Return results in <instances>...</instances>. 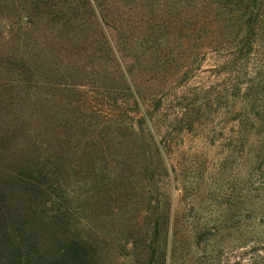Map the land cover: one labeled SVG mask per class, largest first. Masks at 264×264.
Returning a JSON list of instances; mask_svg holds the SVG:
<instances>
[{"label":"rangeland","instance_id":"1","mask_svg":"<svg viewBox=\"0 0 264 264\" xmlns=\"http://www.w3.org/2000/svg\"><path fill=\"white\" fill-rule=\"evenodd\" d=\"M83 2L86 7L81 28L76 26L79 21L72 18L76 10L69 14V22L63 28L53 26V14L60 15L67 3L54 0H10L12 16L0 20V196L2 199L6 180L24 170L25 164H42L47 155L61 157L58 167L70 175L86 174L85 160L88 156L97 157L110 171L104 178L103 191L83 185L78 189L70 184L63 187L59 197L48 192L47 206L59 204L67 212L60 222L75 220L71 232L83 233L89 241L96 242L99 264H135L147 259L155 217L143 208L147 201L143 167L141 158L135 156L140 149L130 144L129 137L116 134L122 131L116 125L120 70L144 103L166 84L172 87L164 96L165 104L180 101L186 87L175 86L173 76H153L150 71L153 59L145 40L159 34L146 22L153 24L149 21L155 20L157 25L166 17L186 18L197 13L185 10L190 7V0ZM27 19L33 24H28V38L18 37L14 32ZM161 32L165 42L153 47L172 53L189 47L183 43L184 29L180 25ZM33 43L37 44L31 52L33 61L51 62L48 73H53L55 86L45 88L48 93L37 97L26 96V90L11 81L14 75L6 69L10 53L25 56V45ZM118 60L120 69L116 67ZM213 64L212 58L200 62L196 76L187 85L208 90L215 83L210 71ZM60 82L79 86L62 89L55 85ZM207 118L208 114L201 115L203 129L215 134L206 132L208 139L204 140V131L195 126L193 137L179 132L165 151L174 170L170 177L177 180L170 205L175 244L169 247L165 264H264V134L256 143L258 156L248 158L243 148L224 145L222 136L228 135L227 127H214L218 120L207 122ZM74 129L85 133L81 138L76 135L71 143L69 135ZM87 133L95 137L87 138ZM250 147H245L246 153ZM127 153L135 158H129L127 167L116 166L117 162L126 161ZM248 163L256 167L253 175ZM251 175L254 182L261 181L260 191L247 192ZM31 197L26 203L35 208L38 200ZM253 199L258 200L252 204ZM17 202L22 205L23 197ZM49 215L52 212L46 213ZM164 224L158 223L160 229ZM159 258L156 264L161 263Z\"/></svg>","mask_w":264,"mask_h":264},{"label":"trees","instance_id":"2","mask_svg":"<svg viewBox=\"0 0 264 264\" xmlns=\"http://www.w3.org/2000/svg\"><path fill=\"white\" fill-rule=\"evenodd\" d=\"M9 1L0 0V20L12 16ZM33 1L39 3L42 0ZM46 1L50 0H45V3ZM54 1L68 4L70 1L74 2ZM190 1V7L185 10H194L197 14L193 17H166L157 25L155 20L149 21L153 24L146 22L149 28L152 26L150 29H154V33L159 34L145 40L150 44L149 57L153 59L150 71L153 76L159 73L166 74L167 77L173 76L175 86L186 87L180 101L169 103L167 100L168 104H165V94L172 87L166 84L161 87V91L155 92L153 99L144 103L133 85L130 87L127 76L121 70L119 79L122 85L116 89L119 103L116 102V109L119 110L116 125L122 130L116 134L119 137H129L130 144L140 149L135 156L141 158L143 167V188L147 196L143 208H146V214L148 212L155 217L151 228L152 240L147 247L149 259L144 262L136 261L135 264H156L158 256L160 264H165L168 249L175 244L174 232L171 233L173 225L170 221V205L177 180L170 177L174 170L171 169L165 151L178 138L179 132L193 137L192 129L196 126L195 128L199 127L204 131L203 138L207 140L208 134L216 133L203 129L204 119H201V115L208 114L207 122L218 120L214 127L221 125L219 128H228V135L222 136L224 145L230 149L236 146L243 148L245 157L248 158L258 156L259 146L256 143L261 141V134H264L261 130L264 128V0ZM67 3L60 15L53 14V26L63 28L69 22V14L76 10L72 18L79 21L76 26L81 28L86 4L83 0H78L76 4L72 5L71 2L67 7ZM52 13L53 11L51 15ZM31 23L29 19L24 21L17 27L15 35L28 38L29 29L33 25ZM178 25L183 27V43L189 47L174 53L166 48L153 47L156 43L159 46L165 42L162 30ZM34 46L37 44L25 45V56L16 52L10 53L6 59V69L14 75L10 78L11 81L21 85L26 90L25 95L29 97L46 94L48 91H44L45 88L55 87L53 73H48L51 62H34V55L31 53ZM209 58L214 63L210 71L215 83L208 90L204 86L187 85L196 76L200 62ZM116 67L120 69L119 60ZM55 85L62 89L79 86L68 82ZM84 133L74 129L69 135L70 142L76 139V135L81 138ZM92 134L87 133V138L95 137ZM253 145L255 146L251 149ZM245 147H250L249 153H246ZM95 152L99 153L97 150ZM52 156H45L42 164H25L24 170L6 180V190L1 194L3 198L0 196V203L3 205L0 206V264H99L96 242L89 241L83 233L73 234L71 231L75 220L72 223L60 222L67 212L59 204L57 207H48L45 197L48 192H54L59 197L63 187L70 184L78 189L83 185L101 192L105 186L104 178L109 176L110 171L106 165H101L102 160L88 156L84 162V166H87L86 174L70 175L71 172L58 167L61 157ZM135 156L127 153L126 161L117 162L116 166L127 167L129 158L133 159ZM248 169L253 175L256 169L254 163H248ZM252 175L247 181L248 193L260 191L261 181L254 182ZM171 178L175 181H171ZM30 196L38 200L35 208H30L31 205L26 203ZM22 197V205H19L17 201ZM257 200L250 202L254 204ZM47 212H52V215L46 216ZM68 214L72 213L69 211ZM158 223L165 224L160 229Z\"/></svg>","mask_w":264,"mask_h":264}]
</instances>
